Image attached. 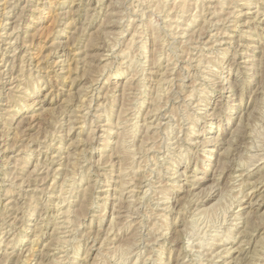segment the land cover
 <instances>
[{"label":"rangeland","instance_id":"374dc122","mask_svg":"<svg viewBox=\"0 0 264 264\" xmlns=\"http://www.w3.org/2000/svg\"><path fill=\"white\" fill-rule=\"evenodd\" d=\"M10 1L0 264H264V0Z\"/></svg>","mask_w":264,"mask_h":264},{"label":"bare ground","instance_id":"6f19581e","mask_svg":"<svg viewBox=\"0 0 264 264\" xmlns=\"http://www.w3.org/2000/svg\"><path fill=\"white\" fill-rule=\"evenodd\" d=\"M7 1V6L5 7V10L7 9V10H9V6H10V10L9 11H6V13H4L5 15V17L6 18H4V20H9L7 17L8 16H10L11 15V11L12 10H14L13 9V7L14 6H11L12 5V3H11V1L10 0H6ZM62 1V0H61ZM72 1V3L74 4L77 0H70V2ZM81 1H83V0H81ZM85 1V0H84ZM88 1H90V2H88V3H91V1L92 0H88ZM98 1H102V0H98ZM112 1V0H111ZM114 1V0H113ZM178 1V0H177ZM219 1V0H218ZM93 2V1H92ZM95 2V1H94ZM143 2V1H142ZM148 2V1H147ZM159 2V1H158ZM235 2V1H234ZM26 3V2H25ZM79 3V2H78ZM84 3V2H83ZM83 3H79L78 5H79V8H80V6H81V4H83ZM99 3V2H98ZM162 3V2H161ZM164 3V2H163ZM168 3V2H167ZM189 3V0H179L178 1V6H179V8L181 9V11L183 12L185 9H186V7L189 5L188 4ZM213 3V2H212ZM61 4H63V6L65 5V4H67V0H65V1H63V2H61ZM73 4H72V6H73ZM110 4V3H109ZM159 4V3H158ZM196 4V3H195ZM231 4V3H230ZM6 5V4H5ZM14 5V4H13ZM16 5V4H15ZM160 5V4H159ZM198 5V4H197ZM217 5V4H216ZM71 6V7H72ZM77 6V5H76ZM189 6H191V4L189 5ZM188 6V7H189ZM231 6V5H230ZM65 7V6H64ZM64 7H60V8H64ZM82 7V6H81ZM220 7V6H219ZM24 8V7H23ZM76 8V7H75ZM83 8V7H82ZM174 8V7H173ZM177 8V7H176ZM201 8V7H200ZM215 8V7H214ZM72 8H70L69 9V11L71 10ZM94 9V8H93ZM160 8H158V10H159ZM167 9V8H166ZM169 9V8H168ZM228 9V8H227ZM232 9V8H231ZM60 10V9H59ZM63 10V9H62ZM233 10V9H232ZM74 11V10H73ZM111 11V10H110ZM120 11V10H119ZM196 11V10H195ZM13 12V11H12ZM58 12V11H57ZM66 12V11H65ZM65 12H63V13H65ZM71 12V11H70ZM112 12V11H111ZM162 12V11H161ZM229 12H230V9H229ZM62 13V12H61ZM60 13V14H61ZM67 13V12H66ZM214 13H215V11H214ZM216 13H217V11H216ZM221 13H222V11H221ZM236 13V12H235ZM241 13V12H240ZM258 13V12H257ZM260 13V12H259ZM3 14V13H2ZM58 14V13H57ZM56 14V15H57ZM68 14V13H67ZM111 14V13H110ZM113 14H115V12L113 13ZM186 14H187V12H186ZM197 14H198V12H197ZM196 14V15H197ZM218 14H219V11H218ZM237 14V13H236ZM239 14V13H238ZM19 15V14H18ZM66 15V14H65ZM108 15V14H107ZM123 15V14H122ZM144 15V14H143ZM67 16V15H66ZM89 16V15H88ZM106 16V15H105ZM114 16H116V15H114ZM191 16H192V14H191ZM213 16V15H212ZM228 16V15H227ZM18 17V16H17ZM62 17H65V16H61V18ZM202 17V16H201ZM238 17V16H237ZM71 18V17H70ZM172 18H173V16H172ZM178 18V17H177ZM192 18V17H191ZM116 19V18H115ZM180 19V18H179ZM198 19H199V17H198ZM18 20H19V18H18ZM68 20H69V18H68ZM110 20V19H109ZM121 20V19H120ZM172 20H174V19H172ZM203 20V19H202ZM63 21V20H62ZM72 21V20H71ZM106 21H108L107 19H106ZM176 21H177V19H176ZM179 21H181V20H179ZM187 21V20H186ZM1 22V21H0ZM60 22V21H59ZM103 22H105V21H103ZM109 22V21H108ZM107 22V23H108ZM151 22V21H150ZM5 22H3V24H4ZM18 23V22H17ZM69 23V22H68ZM134 23V22H133ZM179 23V22H178ZM1 24V23H0ZM7 24V23H6ZM154 24V23H153ZM189 24V23H188ZM191 24V23H190ZM66 25H68V24H66ZM238 25V24H237ZM3 26V25H2ZM15 26H16V24H15ZM70 26V25H69ZM168 26V25H167ZM7 26L4 24V28H3V30H6L7 28H6ZM17 27V26H16ZM66 27H68V26H66ZM102 27L104 28V26L102 25ZM108 27V26H107ZM137 27V26H136ZM1 28V27H0ZM153 28H155V27H153ZM106 29V28H105ZM180 29V28H179ZM183 29V28H182ZM185 29V28H184ZM188 29V28H187ZM186 29V30H187ZM103 30V29H102ZM197 30V29H196ZM208 30V29H207ZM221 30V29H220ZM13 31V30H12ZM14 31H16V30H14ZM107 31V30H106ZM7 32V31H6ZM6 32H5V34H6ZM17 32V31H16ZM102 32V31H101ZM112 32V31H111ZM143 32V31H142ZM102 33H104V32H102ZM101 33V34H102ZM135 33H137V31L135 32ZM134 33V36H133V38H136V36L138 35V33L137 34H135ZM12 34V33H11ZM18 34V33H17ZM141 34V33H140ZM191 34V33H190ZM7 35V39L6 40H8L9 39V37H10V35L9 34H6ZM9 35V36H8ZM13 35V34H12ZM30 35V34H29ZM183 35V34H182ZM185 35V34H184ZM227 35V34H226ZM111 36V35H110ZM113 36V35H112ZM229 36V35H228ZM107 37V36H106ZM114 37V36H113ZM138 37H139V35H138ZM15 38H18L17 36L15 37ZM104 38H105V36H104ZM132 38V39H133ZM155 38V37H154ZM188 38V37H187ZM3 39V38H2ZM14 39V38H13ZM19 39V38H18ZM254 39V38H253ZM111 40V39H110ZM136 39H134V41H135ZM188 40V39H187ZM256 40V39H255ZM4 41V40H3ZM89 41H90V39H89ZM188 41H190V39L188 40ZM199 41V40H198ZM218 41V40H217ZM15 42L16 41H11V39H10V41H8V42H6V44L7 45H9V47H11V45L13 46V45H15ZM131 42H132V44H133V40H131ZM157 42V41H156ZM186 42V41H185ZM206 42V41H205ZM219 42V41H218ZM142 43V42H141ZM160 43H162V42H160ZM164 43V42H163ZM184 43V42H183ZM263 43V42H262ZM5 44V43H4ZM93 44H95L94 42H92V44L91 45H93ZM97 44V43H96ZM186 44H188L187 42H186ZM191 44V43H190ZM194 44V43H193ZM53 45H55L54 43H53ZM130 45L131 44H129V46H128V48L130 47ZM232 45V44H231ZM70 46V45H69ZM96 46V45H95ZM100 46V45H99ZM164 46V45H163ZM213 46V45H212ZM86 47V46H85ZM101 47V46H100ZM264 47V46H263ZM76 48V47H75ZM92 48V47H91ZM97 48V47H96ZM134 48V47H133ZM206 48V47H205ZM226 48V47H225ZM12 50H13V48H11ZM15 49H16V47H15ZM77 49V48H76ZM86 49V48H85ZM130 49V48H129ZM161 49V48H160ZM17 50V49H16ZM51 50V49H50ZM89 50V49H88ZM92 50H94V49H92ZM263 50V49H262ZM11 51V50H10ZM14 51V50H13ZM84 51V50H83ZM87 51V50H86ZM85 51V52H86ZM107 51V50H106ZM128 51V50H127ZM55 52H56V54H55V56H56V58L58 59V58H60V60L58 59H55V60H53V61H55V63H57V64H59V63H61V62H63L64 63V61H66L65 59H62V57L63 56H65V47H64V45L62 44V42H60L59 43V45L58 46H56L55 47ZM141 52V51H140ZM178 52V51H177ZM13 53H16L15 51L13 52ZM202 53V52H201ZM7 54V53H6ZM50 54V53H49ZM204 54V53H203ZM90 55H93V54H90L89 53V57H90ZM207 55V54H206ZM0 56H2V58H0V61L2 62V61H8V62H14V61H12V60H14V59H12L11 61H10V58H15V55H10V58H8V57H6V58H4L3 57V55L1 54ZM102 57H101V60L103 61H105V60H108V57H107V53L105 54H102L101 55ZM17 57V56H16ZM20 57V56H19ZM94 57V56H93ZM105 57V58H104ZM123 57V56H122ZM155 57V56H154ZM157 57H159L158 55H157ZM156 57V58H157ZM173 57V56H172ZM87 58V57H86ZM86 58H83V59H86ZM153 58V57H152ZM190 58V57H189ZM211 58V57H210ZM75 59V58H74ZM170 59V58H169ZM174 59V58H173ZM172 59V60H173ZM198 59V58H197ZM196 59V60H197ZM24 60V59H23ZM76 60V59H75ZM89 60V59H88ZM189 60V59H188ZM195 60V59H194ZM200 60H203L202 58L200 59ZM67 61H69V60H67ZM154 61H155V59H154ZM153 61V62H154ZM157 61H158V59H157ZM170 61V60H169ZM193 61V60H192ZM214 61V60H213ZM251 61H252V59H251ZM87 62V61H86ZM85 62V63H86ZM130 62V61H129ZM152 62V61H151ZM156 62V61H155ZM160 62V61H159ZM172 62V61H171ZM174 62V61H173ZM50 63V62H49ZM157 63V62H156ZM155 63V64H156ZM169 63V62H168ZM199 63V62H198ZM200 63H201V61H200ZM52 64V63H51ZM133 64V63H132ZM143 64V63H142ZM148 64V63H147ZM171 64V63H170ZM85 65V64H84ZM83 65V66H84ZM88 65V64H87ZM160 65V64H159ZM169 65V64H168ZM204 65V64H203ZM211 65V64H210ZM21 66V65H20ZM69 66V65H68ZM77 66V65H76ZM93 66V65H92ZM131 66V65H130ZM196 66V65H195ZM200 66V65H199ZM214 66V65H213ZM251 66V65H250ZM104 67H106L105 65H104ZM109 67V66H108ZM145 67V66H144ZM171 67V66H170ZM202 67V66H201ZM215 67V66H214ZM23 68V67H22ZM61 68V67H60ZM77 68V67H76ZM92 68H94V67H92ZM188 68V67H187ZM213 68V67H212ZM42 69V68H41ZM142 69V68H141ZM211 69V68H210ZM64 70V68H62V70H61V72ZM97 70V69H96ZM143 70V69H142ZM154 70V69H153ZM203 70V69H202ZM201 70V71H202ZM206 71V70H205ZM204 71V72H205ZM208 71H209V69H208ZM66 72V71H65ZM92 72V71H91ZM101 72H102V70H101ZM145 72V71H144ZM155 72V71H154ZM8 73V72H7ZM207 74V73H206ZM202 75V74H201ZM200 75V76H201ZM212 75V74H211ZM101 76V75H100ZM204 76V75H203ZM24 77V76H23ZM142 77V76H141ZM136 78V77H135ZM97 79V78H96ZM133 79V78H132ZM211 79V78H210ZM214 79V78H213ZM99 80V79H98ZM161 80V79H160ZM100 81V80H99ZM166 81V80H165ZM195 81H197L196 79H195ZM159 82V81H158ZM191 82V81H190ZM212 82V81H211ZM217 82V81H216ZM95 83V82H94ZM137 83V82H136ZM200 83V82H199ZM195 84V83H194ZM238 84V83H237ZM186 85V84H185ZM200 85V84H199ZM211 85V84H210ZM179 86V85H178ZM181 87V86H180ZM89 88V87H88ZM140 88V87H139ZM193 88V87H192ZM203 88V87H202ZM102 89V88H101ZM183 89V88H182ZM189 89V88H188ZM18 90V89H17ZM161 90V89H160ZM86 91V90H85ZM134 91V90H133ZM141 91V90H140ZM194 91H195V89H194ZM193 91V92H194ZM197 91V90H196ZM206 91V90H205ZM160 92V91H159ZM184 92V91H183ZM233 92V91H232ZM16 93V92H15ZM21 93V92H20ZM84 93V92H83ZM167 93V92H166ZM185 93V92H184ZM22 94V93H21ZM159 94V93H158ZM139 95V94H138ZM156 95V94H155ZM159 96H160V94H159ZM206 96V95H205ZM167 97H168V95H167ZM189 97V96H188ZM231 97H233V96H231ZM158 97H156V99H157ZM164 98V97H163ZM184 99V98H183ZM11 100V99H10ZM139 100V99H138ZM162 100V99H161ZM190 101V100H189ZM136 102V101H135ZM195 102V101H194ZM197 103V102H196ZM201 103V102H200ZM206 103V102H205ZM134 104V103H133ZM194 104V103H193ZM189 105V104H188ZM206 105V104H205ZM77 107V106H76ZM171 107V106H170ZM82 108V107H81ZM85 109V108H84ZM127 109V108H126ZM121 110V109H120ZM119 110V111H120ZM179 110V109H178ZM188 110V109H187ZM197 110V109H196ZM180 111V110H179ZM189 111V110H188ZM260 111V110H259ZM154 112H156L155 110H154ZM129 113V112H128ZM140 113V112H139ZM177 113V112H176ZM263 113V112H262ZM134 114V113H133ZM149 114V113H148ZM82 115V114H81ZM112 116V115H111ZM125 116V115H124ZM156 117V116H155ZM176 117V116H175ZM193 117V116H192ZM197 117V116H196ZM69 118V117H68ZM86 118V117H85ZM119 118V117H118ZM132 119V118H131ZM130 119V120H131ZM182 119V118H181ZM75 120V119H74ZM121 121V120H120ZM125 121V120H124ZM183 121V120H182ZM197 121V120H196ZM110 122V121H109ZM127 122V121H126ZM152 122H154V121H152ZM184 122V121H183ZM124 123V122H123ZM74 124V123H73ZM127 124V123H126ZM159 124V123H158ZM158 124H156V126H158ZM161 124H162V122H161ZM131 125H132V129L131 130H133V128H135L134 126H137L136 125V122H134L133 121V124L131 123ZM151 125V124H150ZM239 125H241V124H239ZM119 126V125H118ZM130 126V125H129ZM154 126V125H153ZM74 127V126H73ZM128 127V126H127ZM149 127V126H148ZM237 127V126H236ZM150 128V127H149ZM238 128V127H237ZM129 130V129H128ZM141 130V129H140ZM161 130V129H160ZM170 130V129H169ZM191 130H192V128H191ZM241 130V129H240ZM135 131V130H134ZM133 131V132H134ZM182 131V130H181ZM193 131V130H192ZM264 131V130H263ZM129 132H132V131H129ZM79 133V132H78ZM194 133V132H193ZM124 134V133H123ZM122 134V135H123ZM127 134V132L125 133V135ZM89 135V134H88ZM132 136V135H131ZM234 136V135H233ZM1 137V136H0ZM122 137V136H121ZM125 137V136H124ZM93 138V137H92ZM95 138V137H94ZM93 138V139H94ZM150 138V137H149ZM232 138V137H231ZM91 139V138H90ZM124 139H126V138H124ZM124 139H122L120 142V145L121 144H124V143H122V141L124 140ZM189 140V139H188ZM125 141V140H124ZM260 141V140H259ZM74 142V141H73ZM209 142H211V140L209 139V140H205V142H204V145L206 144V145H208L209 144ZM14 143V142H13ZM16 143H17V141H16ZM148 143V142H147ZM190 143V142H189ZM73 144H75V143H73ZM105 144V143H104ZM136 144V143H135ZM9 145V144H8ZM65 145V144H64ZM118 145V144H117ZM125 145V144H124ZM124 145H121L120 147H122V146H124ZM1 146V145H0ZM70 146V145H69ZM128 146V145H127ZM141 146V145H140ZM147 146V145H146ZM3 147V146H2ZM129 147V146H128ZM131 148V147H130ZM152 148V147H151ZM4 149V148H3ZM6 149V148H5ZM4 149V150H5ZM125 149H127V148H125ZM146 149V148H145ZM150 149V148H149ZM155 149V148H154ZM188 149V148H187ZM260 149V148H259ZM3 150V151H4ZM119 150H123V151H125V156H126V150H124V149H120L119 148ZM135 150H138V149H135ZM134 150V151H135ZM142 150H143V148H142ZM122 151V152H123ZM128 151V150H127ZM150 151V150H149ZM129 152H130V150H129ZM147 152V151H146ZM187 152H189V151H187ZM2 153V149H1V147H0V154ZM70 153V152H69ZM124 153V152H123ZM133 153V152H132ZM132 153L130 154V155H132ZM134 154V153H133ZM124 155V154H123ZM128 155V154H127ZM135 155L137 156L138 154H136L135 153ZM20 156V155H19ZM55 156V155H54ZM251 156H252V154H251ZM127 157V156H126ZM125 157V158H126ZM132 157V156H131ZM147 157V156H146ZM249 157H250V155H249ZM254 157V156H253ZM257 157V156H256ZM260 157V156H259ZM75 158V157H74ZM243 158V157H242ZM25 159V158H24ZM128 159H129V157H127V161H128ZM22 160V159H21ZM53 160V159H52ZM130 160V159H129ZM244 160V159H243ZM248 160V159H247ZM18 161H19V159H18ZM20 163V162H19ZM72 163V162H71ZM126 163V162H125ZM128 163H130V162H128ZM141 163V162H140ZM139 163V164H140ZM264 163V162H263ZM14 164H16V163H14ZM68 164V163H67ZM74 164V163H73ZM73 164H70V165H72L73 166ZM253 164V163H252ZM76 165V164H75ZM124 165V164H123ZM136 165V164H135ZM35 166H37V165H35ZM63 166V165H62ZM78 167V166H77ZM140 167V166H139ZM36 168V167H35ZM60 168V167H59ZM69 169V168H68ZM129 169V168H128ZM139 169V168H138ZM141 169H144V168H141ZM223 169H224V167H223ZM18 171V170H17ZM35 171V170H34ZM58 171V170H57ZM112 171V170H111ZM126 171V170H125ZM121 172V171H120ZM135 172H137V171H135ZM140 172V171H139ZM33 173V172H32ZM123 172H121V174H122ZM126 173V172H125ZM221 173V176H220V178L223 176V173L222 172H220ZM74 174V173H73ZM56 175V174H55ZM220 175V174H219ZM238 176H240V175H238ZM124 177V176H123ZM175 177V176H174ZM195 178L193 179L195 182H193V184L195 185L197 182V179H199L198 177H196V176H194ZM231 177V176H230ZM66 178V177H65ZM69 178V177H68ZM72 178H73V176H72ZM126 178V177H125ZM130 178H132V177H130ZM220 178H218V179H220ZM30 179V178H29ZM128 178H126L125 180H127ZM188 179V178H187ZM201 179V178H200ZM14 180V179H13ZM37 180V179H36ZM69 180V179H68ZM132 180V179H131ZM72 181H73V179H72ZM123 181V180H122ZM129 181V180H128ZM74 183V182H73ZM76 183V182H75ZM126 184L125 185H127L128 186V182L126 181L125 182ZM18 184V183H17ZM23 184V183H22ZM21 184V185H22ZM63 184V183H62ZM61 184V185H62ZM69 184V183H68ZM71 184V183H70ZM122 185H124V183H121ZM131 184V183H130ZM263 185V184H262ZM62 186H66V182H65V185H62ZM90 186V185H89ZM99 186V185H98ZM126 186V187H127ZM22 187V186H21ZM69 187V186H68ZM73 187H74V185H73ZM122 187V186H121ZM123 187H125V186H123ZM125 187V188H126ZM169 187V186H168ZM70 188H72L71 186H70ZM150 188V187H149ZM164 188V187H163ZM23 189V188H22ZM123 189V188H122ZM254 189V188H253ZM69 190V189H68ZM67 190V191H68ZM72 190V189H71ZM77 190V189H76ZM96 190V189H95ZM127 190V189H126ZM129 190V189H128ZM135 190V189H134ZM87 191V190H86ZM122 191V190H121ZM10 192V191H9ZM68 192H70V191H68ZM84 192V191H83ZM123 192H125V191H122V192H119V195H120V193L122 194ZM133 192V190L131 189L130 191H129V193H132ZM126 193V192H125ZM252 193V192H251ZM255 193V192H254ZM253 193V194H254ZM62 195H64L63 193H61ZM71 194V193H70ZM83 194H86V193H83ZM252 194V195H253ZM122 195H124V194H122ZM132 195V194H131ZM121 196V195H120ZM69 197H70V195H69ZM68 197V198H69ZM72 197V196H71ZM63 198V197H62ZM109 198V197H108ZM10 199V198H9ZM120 199V198H119ZM63 200V199H62ZM68 200V199H67ZM118 200V199H117ZM131 200H132V197H131ZM134 200V199H133ZM66 201V200H65ZM135 201V200H134ZM11 202H13V201H11ZM64 202V201H63ZM69 202V201H68ZM73 202V201H72ZM75 202V201H74ZM159 202V201H158ZM96 203V202H95ZM134 203V202H133ZM250 204V203H249ZM251 204H253V202L251 203ZM250 204V205H251ZM68 205V204H67ZM115 205V204H114ZM117 205V204H116ZM132 205V204H131ZM247 205V204H246ZM12 206V205H11ZM118 206V205H117ZM120 206V205H119ZM172 206V205H171ZM64 207V206H63ZM67 207V206H66ZM174 207V206H173ZM114 208V207H113ZM120 208V207H119ZM125 208V207H124ZM68 210H69V208H67ZM68 210H64L63 211V214L65 215V217L69 214V212H72V211H68ZM243 210V209H242ZM241 210V211H242ZM118 211H120V210H118ZM61 212V211H60ZM121 212V211H120ZM126 212V211H125ZM238 212V211H237ZM198 213V212H197ZM201 213H203V212H201ZM243 214V212H240V210H239V213H237V215H236V218L238 217V218H240L241 217V215ZM70 215V214H69ZM163 216H164V214H162ZM166 215V214H165ZM249 215V214H248ZM243 216V215H242ZM264 216V215H263ZM68 217H70V216H68ZM68 217L66 218V219H68ZM117 217V216H116ZM251 217V216H250ZM260 217V216H259ZM246 218V217H245ZM261 218V217H260ZM164 219H168V218H166V216H165V218ZM235 219V218H234ZM242 219V218H241ZM244 219V218H243ZM163 220V219H162ZM232 220V219H231ZM240 220V219H239ZM164 222V221H163ZM167 222V221H166ZM165 222V223H166ZM56 223V222H55ZM172 223V222H171ZM236 223V222H235ZM63 224H64V222H63ZM235 225V224H234ZM60 226V225H59ZM63 226V225H62ZM114 226V225H113ZM167 226V225H166ZM236 226V225H235ZM57 227V226H56ZM112 227V226H111ZM169 227V226H168ZM166 228V227H165ZM176 228V227H175ZM232 228H234L233 227V225H232ZM232 228H230V229H232ZM169 230V229H168ZM167 230V231H168ZM233 230V229H232ZM166 231V230H165ZM230 231V230H229ZM56 232V231H55ZM232 232V234H233V231H231ZM56 234V233H55ZM221 234V233H220ZM229 234V233H228ZM231 234V233H230ZM229 234V235H230ZM63 235V234H62ZM225 235V234H224ZM253 235V234H252ZM55 236V235H54ZM57 236V235H56ZM60 236V235H59ZM231 236V235H230ZM58 237V236H57ZM224 237V236H223ZM242 237V236H241ZM254 237V236H253ZM264 237V236H263ZM222 238V237H221ZM226 238V237H225ZM228 239H230V237L228 238ZM249 239H251V236H250V238ZM248 241V240H247ZM68 242V241H67ZM67 242H65V243H67ZM57 243V242H56ZM62 243V242H61ZM210 244V243H209ZM225 244V243H224ZM228 244V243H227ZM247 244V243H246ZM250 244V243H249ZM263 244V243H262ZM226 245V244H225ZM208 246V245H207ZM222 246V245H221ZM221 246L219 247L220 249H222L221 248ZM262 247H263V245H261ZM261 246H258V247H261ZM223 247V246H222ZM255 247V246H254ZM111 248V247H110ZM115 248V247H114ZM125 248V247H124ZM202 248H203V246H202ZM236 248V247H235ZM246 248V247H245ZM200 249H201V247H200ZM204 249V248H203ZM210 249V248H209ZM234 249V247H233V245H231V246H227V247H223V251H225V252H223V253H227L228 255H230L233 251ZM237 249V248H236ZM239 249H240V247H239ZM262 249H264V248H262ZM29 250V249H28ZM126 250V249H125ZM219 250V249H218ZM261 250V249H260ZM6 251V250H5ZM242 251V250H241ZM255 251H257L256 249H255ZM220 252V251H219ZM12 253V252H11ZM59 253V252H58ZM129 253V252H128ZM257 253V252H256ZM263 253H264V251H263ZM55 254V253H54ZM218 254V253H217ZM225 254H224V256H225ZM257 254H259V253H257ZM171 255V254H170ZM221 255V254H220ZM261 255H262V253H261ZM163 256V255H162ZM222 256V255H221ZM252 256H254V255H252ZM251 256V257H252ZM255 257V256H254ZM264 256H262L261 257V259L263 258ZM12 258V257H11ZM253 258V257H252ZM55 259V258H54ZM75 259V258H74ZM137 259V258H136ZM229 259V258H228ZM255 259V258H254ZM260 259V258H259ZM27 260V259H26ZM60 260V259H59ZM58 260V261H59ZM231 260V259H230ZM251 260V259H250ZM256 260V259H255ZM255 260H254V262H255ZM54 261V260H53ZM52 261V262H53ZM201 261V260H200ZM239 261V260H238ZM248 261V260H247ZM141 262V261H140ZM224 262V261H223ZM251 262V261H250ZM54 263V262H53ZM58 263V262H57ZM63 263V262H62ZM77 263V262H76ZM226 264H230V261H228V262H225ZM262 263V262H261ZM260 263V264H261ZM55 264V263H54ZM210 264V263H209ZM253 264V263H252ZM255 264H257V263H255ZM258 264H259V262H258ZM263 264V263H262Z\"/></svg>","mask_w":264,"mask_h":264}]
</instances>
